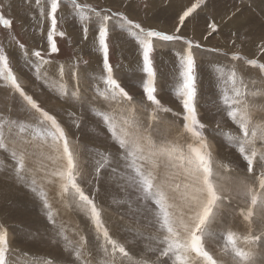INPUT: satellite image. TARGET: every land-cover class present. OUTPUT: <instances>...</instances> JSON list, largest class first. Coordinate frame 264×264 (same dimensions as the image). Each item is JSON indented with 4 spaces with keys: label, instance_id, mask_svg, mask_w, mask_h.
Instances as JSON below:
<instances>
[{
    "label": "rangeland",
    "instance_id": "rangeland-1",
    "mask_svg": "<svg viewBox=\"0 0 264 264\" xmlns=\"http://www.w3.org/2000/svg\"><path fill=\"white\" fill-rule=\"evenodd\" d=\"M45 2L46 0H41L42 5ZM190 2L193 0H133L132 6L128 7V0H77V3L97 9L124 11L130 19L142 26H151L169 33L174 31L176 13L182 7L189 6ZM237 9L241 10L240 14L228 27L207 40L204 39L208 32L206 15H214L218 24L220 18L227 23L228 16ZM0 14L12 20L10 29L0 27V47L5 48L14 74L25 92L32 95L44 110L56 116L62 126L70 131L71 139L81 153L82 168L93 171V165H108L113 157L119 155L120 167H115L114 171L113 168H108L106 180L101 184L100 195L96 198L110 234L124 244L135 264L166 259L159 256L161 246L152 214L145 211L143 202L137 198L138 193L128 187L127 177L132 174L131 169L124 166L123 154L113 142L103 118H113L118 128L123 127L129 132L139 130L149 134L145 130L150 129L157 148L178 146L186 152V145L192 138L183 130V109L175 96L178 69L173 49L179 48V43L157 42L153 53L157 72V98L163 107L171 111L154 113L151 107L132 105L135 112L130 113L124 108H110L109 102L103 98L102 57L97 50L98 46L93 44L95 25L88 24L89 34L85 40L83 25L87 22L80 20L71 0H63L58 12V29L65 31L66 36L56 38L60 51L52 57L46 55L48 22L44 21L43 25L37 23L39 8L35 0H0ZM243 22L246 23L233 44L229 29L235 31V26ZM113 29L109 37V60L114 67V75L135 100L144 99V75L135 40L130 33L119 29L115 21ZM245 29H250L247 36L244 35ZM182 34L203 46L196 51V103L199 118L206 126L204 135L211 146L216 182L221 186L222 194L229 197L224 200V204L229 207L223 209L222 221L209 226L211 229L205 238L206 246L221 264H235L230 261L235 260L234 254L223 251L222 233L225 229H230L241 237L242 241H238V246L243 250L247 246L246 251L253 252L255 264H264V244L257 242L253 246L244 242V237L260 235L264 231L261 207L259 204L255 206L251 221H245L241 213H247L249 199L238 194L241 181L249 187L259 189L257 178L264 172V166L257 157L254 163L255 174L247 172L246 162L240 157L237 146L228 140L229 135H239L238 127L226 117L225 112L217 111L224 107V95H232V87L227 78L235 68L237 79H244L243 90L252 124L264 126V75L244 61L231 60L232 54L238 53L246 59L255 58L264 63V57H261L256 47L259 37L264 36V0H213L207 13L202 12L195 22L189 20ZM16 41L25 45L28 56L32 51L38 50L54 63L44 66L37 73L36 65L31 63L35 57L26 59ZM213 48L218 51L209 50ZM60 65L65 66L63 79L59 75ZM73 66L78 73L76 79L72 76ZM38 75L39 79L36 78ZM61 86L67 93L66 97L60 94ZM248 87L255 88L256 92L249 94ZM126 120L129 121L128 124H124ZM21 125L27 128V132H20ZM0 127L5 134V148L0 149V224L7 227L13 251L29 254L27 259L19 258L20 264H109L112 256L104 251L102 240H96L90 221L75 205L71 191L62 193L60 178L52 175L59 165L50 158L51 153L38 135L41 132L39 125L21 107L18 94H13L2 81ZM216 146L217 148H213ZM255 146L258 152H264V143L257 140ZM13 152L16 153L15 158L12 156ZM222 153H225L224 156ZM22 154L25 155L28 180L35 179L37 191L45 192L50 205L48 210L42 207V202L29 187L15 182L14 167ZM157 163L160 164L161 175L165 171L177 173L172 177V183L179 184L180 188L171 195L179 205L183 185L187 183L182 170L166 168V156L161 157ZM81 187L89 194L96 190L95 183L90 188L82 183ZM49 212L53 221L47 219ZM81 237L84 238L83 241ZM125 264H128L127 260Z\"/></svg>",
    "mask_w": 264,
    "mask_h": 264
},
{
    "label": "snow or ice",
    "instance_id": "snow-or-ice-1",
    "mask_svg": "<svg viewBox=\"0 0 264 264\" xmlns=\"http://www.w3.org/2000/svg\"><path fill=\"white\" fill-rule=\"evenodd\" d=\"M63 0H46L41 4V0H35L39 8L38 24L43 25L47 21L46 31V55L52 57L59 53L57 37L64 38L65 31L58 29V12L61 10ZM123 2V0H121ZM133 0H128V7H131ZM213 0H193L189 6L182 7L176 13L174 31L166 32L157 30L151 26H142L141 23L134 22L125 14L124 11H113L111 8L92 7L87 4L77 3V0H71L72 7L79 13L81 21L87 22L83 25L84 39H88V24L95 25L93 44L98 46L97 50L102 57L103 70V98L109 102V107L124 108L130 113L135 112L132 105H139L143 108L151 107L154 113L171 111L162 106L157 98L158 89L156 86L157 72L154 67L153 53L157 42H176L180 47L173 49L176 67L178 69V86L175 88V96L182 105L183 130L190 134L191 142L187 143L185 152L178 146L168 148H157L153 142L151 130H145L149 134H144L139 130L135 132L126 131L119 127L113 118L104 116L103 123L108 126V131L113 137V142L123 154L124 166L131 169V175L127 177L128 187L138 193V200L144 204L145 211L152 214L158 231V243L161 246L159 256L166 258L156 261H144V264H221V261L208 250L205 238L210 233L209 226L220 222L223 219V209L229 207L224 204L225 199H229L222 194L221 186L216 182L213 168V157L210 151V144L207 142L204 132L206 126L201 122L198 113V62L196 51L203 46L192 38L183 35V29L187 26L189 20L195 22L200 14L207 13L209 5ZM239 9L228 16L227 23L221 18L218 24L215 22L214 15H206L205 23L208 29L204 39L207 40L218 31H223L240 14ZM87 13V15L85 14ZM119 29L130 33L137 45L138 59L141 63V71L144 75L142 79L143 97L139 101L121 86L114 75V67L109 60V37L113 29V22ZM211 21V22H209ZM243 22L235 26L232 32V43L235 44L239 38L240 29L244 27ZM12 20L0 14V27L10 29ZM250 29H245L244 35L247 36ZM15 39V38H13ZM19 49L25 53L26 59L35 57L31 63L36 65V72L51 63V59H46L41 51H32L28 56L25 45L16 41ZM261 57H264V36L259 37V43L256 45ZM217 52L218 49H209ZM227 55V53H223ZM232 61H244L253 69H258L260 74L264 75V63L258 59H246L238 53H233ZM60 78L65 75V66L60 65ZM72 76L77 78L78 73L72 70ZM39 79V75L36 77ZM232 87V95H224L223 108L217 111L226 113L234 125L238 127L239 135H229L228 140L237 146V151L247 165V172L255 174L254 163L259 157V162L264 166V152H258L256 141L264 143V126L253 125L249 113V105L245 100V91L243 90L244 80L237 79L235 68L227 78ZM0 81L4 86L10 88L13 94H18L21 99V107L28 112L29 117L34 119L39 125L44 146L51 153L50 158L59 166L52 175L60 178V190L62 193L71 194L75 205L80 208L90 221V227L94 230L95 238L99 242L102 240V246L106 253L112 256L109 264H135L124 244L118 239L113 238L110 229L102 218V209L98 206L97 197L100 195V186L106 180L108 168L120 167L121 159L119 155L113 157L108 165H93V171H87L81 166V153L78 147L71 139L70 131H67L57 120L56 116L44 110L41 104L25 92L24 87L14 74L10 66V58L6 54L4 47H0ZM61 96H67L63 86L60 87ZM58 99L60 97H57ZM145 100L147 103H145ZM67 102V100H65ZM129 121H124L128 124ZM78 126V125H77ZM20 132H27V128L20 126ZM10 134V132H9ZM5 134L0 127V149L5 148L3 142ZM177 153H179L177 155ZM109 155H111L109 153ZM12 156L15 158L16 153ZM167 157L168 164L166 168L182 170L187 183L183 185V193L180 197L181 203L178 205L171 193L180 188L179 184L173 185L172 177L176 172L165 171L162 175L159 172L160 164L157 161L161 157ZM174 161H178L175 163ZM15 182L29 187L42 202V207L48 210L50 205L44 191H37L36 181L28 180L25 155L22 154L15 167ZM111 174H109L110 176ZM259 189L249 187L241 181L239 195L246 196L249 199L247 213H241L245 221H251L254 215V208L258 204L261 207V216L264 218V172H261L257 178ZM91 187L96 184V190L86 193L81 184ZM47 219L53 221L51 213H48ZM118 235V234H117ZM83 237L81 240L83 241ZM224 241L223 251H230L234 254L236 264H250L253 252L245 251L238 246L240 237L232 230L225 229L222 233ZM244 242L249 245H256L257 242L264 244V231L260 235H250L244 237ZM118 254V256H117ZM29 254L15 252L10 246V235L6 225L0 224V264H20V257L27 259Z\"/></svg>",
    "mask_w": 264,
    "mask_h": 264
},
{
    "label": "bare ground",
    "instance_id": "bare-ground-1",
    "mask_svg": "<svg viewBox=\"0 0 264 264\" xmlns=\"http://www.w3.org/2000/svg\"><path fill=\"white\" fill-rule=\"evenodd\" d=\"M214 9V8H213ZM258 12V11H257ZM248 13V12H247ZM246 17V16H245ZM217 19V18H216ZM221 19V18H220ZM221 22V21H220ZM198 31V30H197ZM197 34V33H196ZM248 39V38H247ZM212 41V40H211ZM210 41V42H211ZM209 42V43H210ZM207 43V42H206ZM214 45V44H213ZM30 57V56H29ZM224 65V64H223ZM209 67V66H208ZM218 71H220V70H218ZM220 73V72H219ZM249 73V72H248ZM246 74H247V72H246ZM249 75V74H248ZM250 76V75H249ZM251 79H253V78H251ZM251 79H249V81L251 80ZM244 80V79H243ZM253 81V80H252ZM256 81V80H255ZM256 83V82H255ZM247 91L249 92V94L251 93V92H256V90H255V88L254 89H251V87H248L247 88ZM247 92V93H248ZM39 97V96H38ZM258 97V96H257ZM257 100H259V99H257ZM260 102V101H259ZM251 103H253L252 101H251ZM254 104V103H253ZM256 104H258V103H256ZM254 106V105H253ZM263 108V107H262ZM256 110V109H255ZM262 121V120H261ZM263 125V124H262ZM218 132V131H217ZM221 142V141H220ZM213 143V142H212ZM214 144V143H213ZM213 148H217V146L216 147H213ZM217 151V150H216ZM219 153V152H218ZM223 154H225V153H222L221 155L222 156H224ZM219 155V154H218ZM229 161V160H228ZM216 171H218V170H216ZM221 173V172H220ZM6 182V181H5ZM0 183H1V181H0ZM10 183H11V180H10ZM7 184V183H6ZM10 185V184H9ZM2 186V185H1ZM4 188H5V186H3ZM15 187V186H14ZM10 188V187H9ZM21 192V191H20ZM228 216V215H227ZM228 220V219H227ZM235 220V219H234ZM221 222V221H220ZM234 222V221H233ZM226 223V222H225ZM220 227V226H219ZM229 228V227H228ZM211 229V228H210ZM210 229H208L209 231H210ZM237 230V229H236ZM213 232V231H212ZM224 232V231H223ZM237 233V232H236ZM240 241H242L241 240V237H240ZM218 246V245H217ZM256 246V245H255ZM246 249H248V247L246 246V247H244V250L246 251ZM257 254V253H256ZM231 256V255H230ZM230 261H232L233 263H235L236 264V262H235V260H233V259H230ZM261 261V260H260ZM250 264H255V262H254V259L253 258H251V261H250Z\"/></svg>",
    "mask_w": 264,
    "mask_h": 264
}]
</instances>
